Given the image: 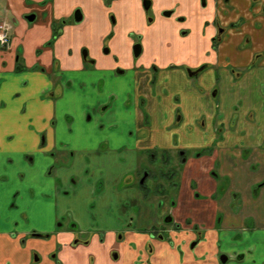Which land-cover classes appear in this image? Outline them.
<instances>
[{"label": "crops", "instance_id": "1", "mask_svg": "<svg viewBox=\"0 0 264 264\" xmlns=\"http://www.w3.org/2000/svg\"><path fill=\"white\" fill-rule=\"evenodd\" d=\"M150 1L151 21L143 0H0V24L10 36L9 47L0 48V264H55L54 253L62 264H99L98 259L100 264H218L220 252L227 253L228 264H264V220L251 202L227 207L218 226L211 218L186 226L173 205L171 215L181 221V231L169 232L168 244L139 232L149 228L148 216L155 218L156 200L130 180L141 152L153 146L138 134L148 124L144 115L154 124L146 126L148 132L159 129L153 89L162 92L161 82L170 87L174 79L201 77L188 76L187 69L223 68L213 96L248 89V117L236 135L248 148L264 141V56L258 59L264 49V0H207L205 8L200 0ZM76 10L79 22L73 20ZM27 16L33 18L29 23ZM40 17L46 32L32 48L50 38L51 21L62 25L45 52L54 68L19 73L14 55L20 52L25 64L28 36ZM138 35L142 52L135 58ZM217 35L221 42L213 49ZM249 42L255 43L246 46ZM133 91L142 106L131 103ZM227 112L220 111L215 129L235 124ZM56 159L57 181L39 180L37 174ZM27 170L32 183L24 179ZM99 178L104 186L97 192ZM61 217L89 234V243L74 244L67 221L57 230ZM192 225L203 236L194 249ZM33 231L51 235L32 239Z\"/></svg>", "mask_w": 264, "mask_h": 264}, {"label": "rangeland", "instance_id": "2", "mask_svg": "<svg viewBox=\"0 0 264 264\" xmlns=\"http://www.w3.org/2000/svg\"><path fill=\"white\" fill-rule=\"evenodd\" d=\"M30 17L27 16L25 19L27 23ZM33 25L34 29L28 36L26 49L25 64L28 65L25 67L20 52L14 55L15 71L19 73L30 72L33 69L40 71L50 67L52 69L55 65L54 60L50 63L45 52L52 48L53 37L59 32L60 23L54 26V21H51L50 38L37 48H32V42L45 34L46 23L40 17ZM254 43H246V46ZM262 54L258 59L263 58L264 49ZM18 67L20 70L17 69ZM226 68L230 71L235 70L231 65H227ZM222 70L223 68L214 65L198 73L197 76L201 77L171 80L170 87L161 82L162 92L157 87L152 91L158 120L155 128L159 129L149 132L145 129L147 125L154 127V124H151V115L145 114L144 121H148V124L144 123V129L138 133L140 137L148 138L154 148L150 143L149 151L141 152L140 170L137 176L146 171L151 174L145 184L148 195L150 197L157 195L154 189L158 188L160 202L164 205L171 202L176 209L177 218L187 220L186 226L190 225L188 221L194 223L195 219L211 218L218 222L221 216L225 217L227 207H231L230 205L234 203L239 206L242 201L251 202L257 206L254 213L264 220V141L257 148H248L250 146L248 144H246L248 147L244 146L241 137H237L236 133L243 131L241 121L248 117V115L245 116L247 113L245 101L250 93L248 89L240 88L230 93L227 98L226 94L220 92L217 96H213L214 92L220 88L219 76ZM136 101L142 106L138 93L133 91L131 103ZM225 109L232 112L231 117L235 120V124L229 125L227 127L229 130L224 128L219 134L216 130L214 132L216 118L220 111ZM212 123L214 126H211ZM201 125L203 129L199 127ZM198 129L202 130L203 135ZM252 131L255 135L258 133L255 129ZM260 131L262 134L260 139H264V130ZM224 136L234 137L222 140ZM144 143L148 144L149 141L146 140ZM180 152H183L184 162L180 159ZM149 153L153 155L154 164L148 162ZM54 163L52 165L55 166L54 170L52 166H49L42 175L37 174V178L44 181L53 179L55 183L58 179L56 168L61 164L57 159ZM29 171L24 172V179H29L32 183ZM157 211L156 209V214ZM160 211L162 212L161 209ZM161 212L158 211V214ZM148 218H154V216L150 215ZM180 220L176 221L179 226ZM224 221L223 219L222 222ZM150 222L148 220V223ZM65 224L67 225V222ZM202 225L205 227L204 223ZM82 238L87 239L88 236H82ZM97 262L100 264L99 259Z\"/></svg>", "mask_w": 264, "mask_h": 264}, {"label": "flooded vegetation", "instance_id": "3", "mask_svg": "<svg viewBox=\"0 0 264 264\" xmlns=\"http://www.w3.org/2000/svg\"><path fill=\"white\" fill-rule=\"evenodd\" d=\"M200 4L203 8H205L207 6V0H200ZM143 6H144V9H145V12L147 14V17H148V20L151 21L152 17H151V1L150 0H143ZM165 16L169 17L171 15L170 12H165L164 13ZM32 17V16H31ZM30 17V18H31ZM28 18V19H30ZM76 18H80L79 20H77ZM73 20L75 22H79L81 20V14H80V11L79 10H76V12L74 13V17H73ZM1 25V24H0ZM61 25V24H60ZM212 25L214 26L215 28V21L212 22ZM4 26V25H3ZM232 26V25H231ZM61 28H62V25L59 29V35L61 33ZM7 30V33H8V29L6 28ZM219 32L221 33L222 32V29L219 27ZM57 33V34H58ZM59 35H57L56 37L54 36L53 37V41L55 38H57ZM221 35H217L216 37L214 36L213 39H212V46H213V49L216 48V45H218L220 42H221V38H220ZM8 37H9V43L6 47H0L1 49H7L10 45V36H9V33H8ZM140 45L141 47V51H140V54L138 56H134L135 58H138L140 55H141V52H142V46H141V36H136V39H135V42L133 44V47L135 45ZM132 51H133V48H132ZM134 55V53H133ZM84 60L86 61V55H85V52H84ZM204 68H206L205 65H201L199 66L198 68L196 69H187V74L189 76V73L192 75L190 77H193V76H197L198 73H200L202 70H204ZM152 69L154 70V66L152 67ZM211 126H214V123L211 124ZM216 130V133H221L222 131V128H220L219 126L215 129L214 128V132ZM146 152L149 151L148 150H145ZM180 155H181V158L182 159V162L185 161V159H183V152H180ZM148 162H152V164L155 163L154 161V158H153V155L149 153V159H148ZM140 170V164L138 166V171ZM138 171H137V174H133L135 176H132L130 178L131 181H134V185H135V188H137V190L143 192V194L147 197L149 192L147 190H145V184H146V181H147V178L149 176H151L150 173H147L148 171H146V173L143 174L142 172V177L141 175L140 176H137L138 175ZM141 178V179H140ZM144 178V179H143ZM143 179V181H142ZM142 181V182H141ZM72 182V186H76V182L74 181V179L71 180ZM125 183L126 181H124V178L120 181L119 185L120 186L121 184ZM133 183V182H132ZM131 185V184H130ZM103 186H104V179L103 178H99L96 180L95 184H94V189L97 191V192H100L102 189H103ZM117 186V187H118ZM122 188V187H120ZM145 190V191H143ZM157 192V195H154L153 198H155V207H154V210L156 211V209L160 211V209L162 210V212L160 214H158V211H157V214L155 212V218H151L150 219V226L148 229H144V230H139V232L141 233H144V234H147L151 239L155 240V241H160V242H166L168 244H172V241L170 240V236H169V232L171 231H175V232H179L181 231V226H179L173 219V216L171 215V208L173 206V204L171 202H167V205H164L163 202H160L161 200V197L158 196L159 195V189L155 187L154 189V193ZM153 193V192H152ZM162 208H165V209H162ZM157 216V217H156ZM63 220L64 221H67V218L66 217H61L60 218V222L59 224L56 226V229L59 230L62 226H63ZM71 220H68L67 221V225H66V228L71 232L73 233L74 235V239H73V242L74 244H82V245H87L89 243V240H90V236L89 234H80L79 233V230H78V227L75 223L73 222H70ZM57 222V223H58ZM188 223H190V221H188ZM131 223H128L127 224V228H131ZM219 225V221L216 222V226ZM191 232L192 234L194 235V239L190 241V247L191 249H194L195 247H197V245L201 242L203 236H202V232L199 230L198 226L197 225H192L191 227ZM51 234H44V233H38V232H31L29 233V236L30 238L32 239H49ZM82 236H88L87 239L85 238H82ZM51 257L54 258L55 260V264H62L60 260L57 259V255L54 253V254H51ZM111 259L116 262L118 260V254L117 252H113L111 254ZM225 259V262L222 263L221 260H224ZM37 260H39V255L36 251L33 252V262H37ZM228 256H227V253L225 252H220L218 254V264H228Z\"/></svg>", "mask_w": 264, "mask_h": 264}, {"label": "built area", "instance_id": "4", "mask_svg": "<svg viewBox=\"0 0 264 264\" xmlns=\"http://www.w3.org/2000/svg\"><path fill=\"white\" fill-rule=\"evenodd\" d=\"M9 43V37L6 27L0 25V47H6Z\"/></svg>", "mask_w": 264, "mask_h": 264}, {"label": "water", "instance_id": "5", "mask_svg": "<svg viewBox=\"0 0 264 264\" xmlns=\"http://www.w3.org/2000/svg\"><path fill=\"white\" fill-rule=\"evenodd\" d=\"M33 18H30L29 19V21H31ZM77 20H79L78 18H76ZM140 51H141V47H140V45H135L134 47H133V53H134V56H138L139 54H140ZM189 76H192L190 73H189ZM144 179V178H143ZM143 179H142V181H143ZM141 181V182H142ZM221 262L222 263H224L225 262V259L224 260H221Z\"/></svg>", "mask_w": 264, "mask_h": 264}, {"label": "trees", "instance_id": "6", "mask_svg": "<svg viewBox=\"0 0 264 264\" xmlns=\"http://www.w3.org/2000/svg\"><path fill=\"white\" fill-rule=\"evenodd\" d=\"M57 35H59V33H58ZM57 35H56V36H57ZM56 36H55V37H56ZM17 69L20 70V67H18Z\"/></svg>", "mask_w": 264, "mask_h": 264}]
</instances>
